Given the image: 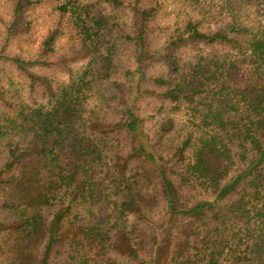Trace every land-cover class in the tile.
Here are the masks:
<instances>
[{
	"label": "trees",
	"instance_id": "1",
	"mask_svg": "<svg viewBox=\"0 0 264 264\" xmlns=\"http://www.w3.org/2000/svg\"><path fill=\"white\" fill-rule=\"evenodd\" d=\"M16 1L15 19L29 4ZM182 2L154 48L157 1H97L133 21L121 95L95 4L58 8L87 61L68 81L32 71L48 60L0 56L23 80L0 70V264H264V0ZM139 95L161 105L156 130Z\"/></svg>",
	"mask_w": 264,
	"mask_h": 264
},
{
	"label": "rangeland",
	"instance_id": "2",
	"mask_svg": "<svg viewBox=\"0 0 264 264\" xmlns=\"http://www.w3.org/2000/svg\"><path fill=\"white\" fill-rule=\"evenodd\" d=\"M71 0H24L29 2L20 15L14 17V8L16 0H0V56L16 57L25 61L33 62L39 60L46 62L49 66L36 67L32 71L37 74L47 75L51 78L61 81H68L70 74L82 72L86 67L87 61L82 59L80 53L81 35L75 28L69 16H62L58 11L59 6ZM98 0H79L80 4L96 5L95 9L111 18L112 27L111 35L107 38L109 43L116 45L118 57L116 63L118 66V75L110 80L106 86L110 92H119V88L127 89L129 80L123 78L126 70L136 69L134 59V48L126 42L125 36L131 31L133 21L130 13L115 11L107 4H98ZM132 0H123L125 7H128ZM160 5L159 14L150 23V28L154 31L152 37V46L160 48L166 39L178 31L181 26V17L189 12L182 0H155ZM214 4H218L214 3ZM264 20V18H262ZM55 29H60L62 36L51 46V49L44 48L43 44L49 34ZM0 70L8 80L19 84L23 81L19 73L8 64L5 65L0 61ZM159 73V68L151 66L148 70V76H154ZM104 86L102 92L104 93ZM112 93V94H113ZM109 94V93H107ZM108 98L114 97L107 95ZM115 98V97H114ZM112 99V98H111ZM137 111L141 118L146 122V129L156 130L159 127L162 115L159 112L160 103L149 98L139 95ZM181 120V118L179 119Z\"/></svg>",
	"mask_w": 264,
	"mask_h": 264
}]
</instances>
